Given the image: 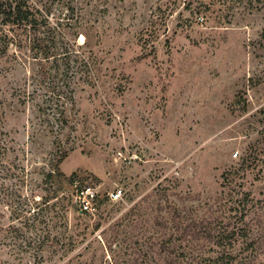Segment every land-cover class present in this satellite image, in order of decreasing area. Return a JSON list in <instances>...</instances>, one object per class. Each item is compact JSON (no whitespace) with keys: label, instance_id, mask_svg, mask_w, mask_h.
Instances as JSON below:
<instances>
[{"label":"rangeland","instance_id":"obj_1","mask_svg":"<svg viewBox=\"0 0 264 264\" xmlns=\"http://www.w3.org/2000/svg\"><path fill=\"white\" fill-rule=\"evenodd\" d=\"M27 2L72 98L0 55V264H264V0Z\"/></svg>","mask_w":264,"mask_h":264},{"label":"trees","instance_id":"obj_2","mask_svg":"<svg viewBox=\"0 0 264 264\" xmlns=\"http://www.w3.org/2000/svg\"><path fill=\"white\" fill-rule=\"evenodd\" d=\"M50 25L37 17L27 0H0V55H4L9 47L13 46L15 55L21 53L23 49H28L31 56L40 62L46 71L43 74L51 77L42 86L46 95L43 109L48 110L45 119L51 122L52 118L59 124V119L61 123L66 122L61 99L65 97L71 99L72 91L67 93L68 86H70L66 79L69 67H65L64 71L59 70V47L55 43L54 27ZM84 44L83 41L78 46L81 48ZM68 54L65 53L64 56L68 58ZM88 57L90 58L89 55ZM73 60L75 72H85V70L88 72L86 69L89 66L88 58L75 57ZM91 62L93 63V57ZM46 175L51 177V171ZM82 213L87 212L82 211Z\"/></svg>","mask_w":264,"mask_h":264},{"label":"built area","instance_id":"obj_3","mask_svg":"<svg viewBox=\"0 0 264 264\" xmlns=\"http://www.w3.org/2000/svg\"><path fill=\"white\" fill-rule=\"evenodd\" d=\"M121 190L117 189L109 192L110 195L118 196ZM74 202L76 203L79 211L92 213L96 209L98 198V191L95 186L90 183L78 184L75 183L73 188Z\"/></svg>","mask_w":264,"mask_h":264}]
</instances>
